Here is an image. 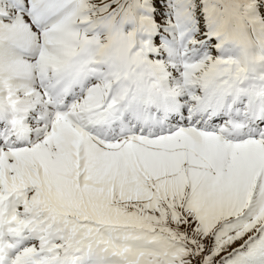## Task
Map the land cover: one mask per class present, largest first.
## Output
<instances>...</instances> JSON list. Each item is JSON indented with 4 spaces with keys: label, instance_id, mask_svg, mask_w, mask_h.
Returning a JSON list of instances; mask_svg holds the SVG:
<instances>
[{
    "label": "snow or ice",
    "instance_id": "snow-or-ice-1",
    "mask_svg": "<svg viewBox=\"0 0 264 264\" xmlns=\"http://www.w3.org/2000/svg\"><path fill=\"white\" fill-rule=\"evenodd\" d=\"M0 264H264V0H0Z\"/></svg>",
    "mask_w": 264,
    "mask_h": 264
}]
</instances>
